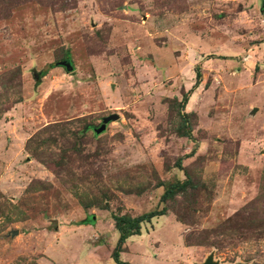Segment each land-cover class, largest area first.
Returning a JSON list of instances; mask_svg holds the SVG:
<instances>
[{
	"label": "rangeland",
	"instance_id": "374dc122",
	"mask_svg": "<svg viewBox=\"0 0 264 264\" xmlns=\"http://www.w3.org/2000/svg\"><path fill=\"white\" fill-rule=\"evenodd\" d=\"M162 208L120 261L264 264V0H0V264Z\"/></svg>",
	"mask_w": 264,
	"mask_h": 264
},
{
	"label": "trees",
	"instance_id": "16d2710c",
	"mask_svg": "<svg viewBox=\"0 0 264 264\" xmlns=\"http://www.w3.org/2000/svg\"><path fill=\"white\" fill-rule=\"evenodd\" d=\"M197 78V75H196ZM184 103L186 102V98L183 99ZM182 106V107H183ZM169 193V189L167 188L160 197V201H162L165 196ZM165 214V210L162 208L160 210L149 211L143 213L141 215L135 217H129L126 215H112L111 219L113 222V229L117 232V242L115 247L112 249L110 258L112 259L114 264H126L119 259V253L121 252V247L124 241L131 236L140 235V226L143 223H148L152 218L160 217ZM92 223V221H91Z\"/></svg>",
	"mask_w": 264,
	"mask_h": 264
},
{
	"label": "water",
	"instance_id": "95a60500",
	"mask_svg": "<svg viewBox=\"0 0 264 264\" xmlns=\"http://www.w3.org/2000/svg\"><path fill=\"white\" fill-rule=\"evenodd\" d=\"M54 67H61L66 73H69L70 71H72V67H71L68 55H66V57L62 61L55 63ZM117 118L118 117L115 114H111V115L101 118L99 126L93 129V133L95 135H99L100 133L104 131L106 124H108L111 121L117 120ZM197 264H219V263L216 261H213L212 256L208 255L202 263H197Z\"/></svg>",
	"mask_w": 264,
	"mask_h": 264
}]
</instances>
